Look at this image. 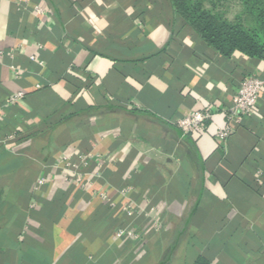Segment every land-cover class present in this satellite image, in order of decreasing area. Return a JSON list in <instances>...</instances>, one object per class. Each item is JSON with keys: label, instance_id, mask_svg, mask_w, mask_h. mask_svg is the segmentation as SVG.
<instances>
[{"label": "crops", "instance_id": "obj_1", "mask_svg": "<svg viewBox=\"0 0 264 264\" xmlns=\"http://www.w3.org/2000/svg\"><path fill=\"white\" fill-rule=\"evenodd\" d=\"M247 75L170 0H0V264H264V93L225 115Z\"/></svg>", "mask_w": 264, "mask_h": 264}, {"label": "trees", "instance_id": "obj_2", "mask_svg": "<svg viewBox=\"0 0 264 264\" xmlns=\"http://www.w3.org/2000/svg\"><path fill=\"white\" fill-rule=\"evenodd\" d=\"M181 1L170 0L175 14L216 54L226 59L242 55L264 62V35L260 39L239 26H219L208 14L190 8ZM195 264L208 263L198 259Z\"/></svg>", "mask_w": 264, "mask_h": 264}, {"label": "built area", "instance_id": "obj_3", "mask_svg": "<svg viewBox=\"0 0 264 264\" xmlns=\"http://www.w3.org/2000/svg\"><path fill=\"white\" fill-rule=\"evenodd\" d=\"M263 93L264 76L247 75L240 83L237 93L233 97L231 107L225 112L228 122L239 123L241 117L252 114ZM22 98V93L11 96L6 100V105L18 103ZM212 116L213 113L209 109L195 112L175 122V127L180 130L183 135H188L190 133L202 135L205 132L206 122H208ZM230 133L231 130L227 127L225 130L217 132L216 138L225 140ZM38 184L41 186L42 181H39ZM127 214L130 215L131 213L128 212ZM118 235L133 239L139 238L130 231H120Z\"/></svg>", "mask_w": 264, "mask_h": 264}, {"label": "rangeland", "instance_id": "obj_4", "mask_svg": "<svg viewBox=\"0 0 264 264\" xmlns=\"http://www.w3.org/2000/svg\"><path fill=\"white\" fill-rule=\"evenodd\" d=\"M181 2L208 14L219 26H239L253 32L260 39L263 38L264 0H182Z\"/></svg>", "mask_w": 264, "mask_h": 264}]
</instances>
